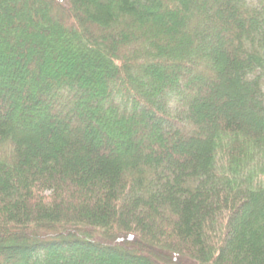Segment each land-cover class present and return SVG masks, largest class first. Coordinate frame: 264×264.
<instances>
[{"label":"trees","instance_id":"1","mask_svg":"<svg viewBox=\"0 0 264 264\" xmlns=\"http://www.w3.org/2000/svg\"><path fill=\"white\" fill-rule=\"evenodd\" d=\"M58 1L0 0V264H264V0Z\"/></svg>","mask_w":264,"mask_h":264},{"label":"rangeland","instance_id":"2","mask_svg":"<svg viewBox=\"0 0 264 264\" xmlns=\"http://www.w3.org/2000/svg\"><path fill=\"white\" fill-rule=\"evenodd\" d=\"M59 2V4H60V6H58V5H56L55 6V15H56V17H58L63 23H65V24H69V21H70V18H69V16H68V14H67V12H66V8H67V3H66V1L65 0H61V1H58ZM57 2V3H58ZM245 118H249V116L246 114L245 116H244ZM184 264H186V263H184ZM187 264H189V263H187Z\"/></svg>","mask_w":264,"mask_h":264}]
</instances>
